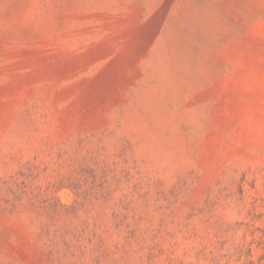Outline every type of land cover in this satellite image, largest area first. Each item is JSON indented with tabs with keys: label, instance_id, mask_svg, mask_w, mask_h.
Returning <instances> with one entry per match:
<instances>
[{
	"label": "rangeland",
	"instance_id": "1",
	"mask_svg": "<svg viewBox=\"0 0 264 264\" xmlns=\"http://www.w3.org/2000/svg\"><path fill=\"white\" fill-rule=\"evenodd\" d=\"M0 264H264V0H0Z\"/></svg>",
	"mask_w": 264,
	"mask_h": 264
}]
</instances>
